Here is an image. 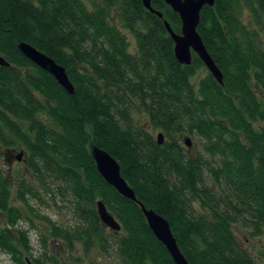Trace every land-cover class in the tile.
<instances>
[{
  "label": "trees",
  "instance_id": "obj_1",
  "mask_svg": "<svg viewBox=\"0 0 264 264\" xmlns=\"http://www.w3.org/2000/svg\"><path fill=\"white\" fill-rule=\"evenodd\" d=\"M151 7L161 19L141 0H0V56L10 65L0 67V152L22 151L34 179L44 188L58 182L72 201L78 225L46 219L43 244L46 235L68 251L108 244L101 200L121 226L111 234L114 264H174L139 207L97 172L96 145L137 200L167 220L189 264H264V243L253 259L233 232L240 225L264 236V129L254 127L264 123V0H215L200 11L197 32L222 86L208 71L192 82L204 66L194 53L189 66L176 61L163 24L179 34V16L164 0ZM22 41L65 69L73 95L20 53ZM140 116L163 134L161 146ZM184 134L202 140L203 153L187 154ZM13 188L0 166V251L14 264H59L32 256L12 200L27 205L26 196L37 195L24 179L14 199Z\"/></svg>",
  "mask_w": 264,
  "mask_h": 264
},
{
  "label": "rangeland",
  "instance_id": "obj_2",
  "mask_svg": "<svg viewBox=\"0 0 264 264\" xmlns=\"http://www.w3.org/2000/svg\"><path fill=\"white\" fill-rule=\"evenodd\" d=\"M243 22L247 23L248 19L243 18ZM130 43V52L135 53V41L133 37L125 32ZM206 69L203 67L199 69L196 75L192 78V82L196 84L206 73ZM139 118L138 115L135 117ZM140 122L151 133L156 140L158 130H152L146 123V119L140 116ZM254 127H262L264 129V123H255ZM182 137V144L185 151L189 155L200 152L203 153V142L193 135L184 134ZM189 138L191 140V152L184 145L183 139ZM22 152V151H21ZM19 150L13 152H0V166L5 176L10 177L14 188L12 190L13 199L15 198V184L17 180L24 179L33 189L36 198L29 195L26 196L27 205L17 200H12V205L21 210L23 219H21L16 228L25 230L28 235V239L31 246V253L33 257H39L46 254V257H54L58 260L59 264H114L118 262V257L113 249V238L111 234H114L108 228L103 226L104 236L106 237L108 244L100 248L97 245L87 250L84 249L81 243H76L73 246V250L68 251L65 244L61 243L59 246H55L54 242L46 235L45 243L41 242V237L46 233L49 228L46 219L50 220L56 226L73 228L78 225L76 217L72 213V201L68 196L65 189L61 187L58 182H48L47 187H43L38 183L34 177L27 171L24 164V155L20 161H17V156L21 153ZM23 153V152H22ZM204 156L206 154L204 153ZM62 193V194H61ZM0 226H4V217L0 214ZM233 232L237 238L240 247L253 259H258L261 247L264 243V236L253 237L248 234V230L235 225ZM59 247V248H58ZM0 264H14L10 256L0 251ZM54 264V263H46Z\"/></svg>",
  "mask_w": 264,
  "mask_h": 264
},
{
  "label": "water",
  "instance_id": "obj_3",
  "mask_svg": "<svg viewBox=\"0 0 264 264\" xmlns=\"http://www.w3.org/2000/svg\"><path fill=\"white\" fill-rule=\"evenodd\" d=\"M214 2L215 0H164V3L179 16L181 31L179 34H176L166 21H163V24L173 41V53L176 61L180 65L189 66L192 62V53H194L208 73L222 86V74L208 54L197 32L201 9L204 6L213 7ZM141 3L148 12L155 14L160 19L162 18V14L151 7V0H141ZM17 48L31 63L50 74L65 93L68 95L74 94V87L62 66L55 63V61L45 53L24 41L20 42ZM0 67L10 68V65L1 56ZM156 141L159 146L163 144L164 137L161 132L157 134ZM183 143L189 149V152H191V140L189 138H184ZM90 154L95 163L97 172L105 183L112 187L121 197L134 202L139 207L149 230L157 241L165 247L172 262L174 264H189L178 248L167 220L154 210L147 209L137 200L133 190L122 178L120 167L115 159L96 145L91 147ZM22 156L23 153L21 152L17 156V161H20ZM96 211L98 219L105 228L110 229L115 234L119 233L121 230L120 224L114 216L109 213L101 200L96 202Z\"/></svg>",
  "mask_w": 264,
  "mask_h": 264
}]
</instances>
